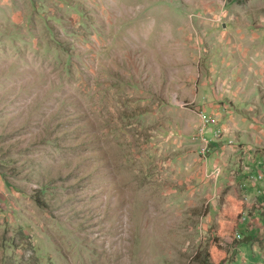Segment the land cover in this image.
I'll return each instance as SVG.
<instances>
[{
    "label": "rangeland",
    "instance_id": "rangeland-1",
    "mask_svg": "<svg viewBox=\"0 0 264 264\" xmlns=\"http://www.w3.org/2000/svg\"><path fill=\"white\" fill-rule=\"evenodd\" d=\"M0 264H264V0H0Z\"/></svg>",
    "mask_w": 264,
    "mask_h": 264
}]
</instances>
